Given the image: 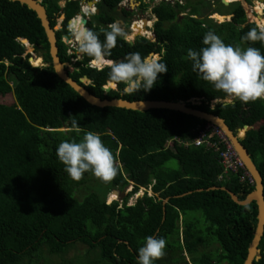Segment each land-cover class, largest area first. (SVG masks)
<instances>
[{
	"label": "trees",
	"instance_id": "16d2710c",
	"mask_svg": "<svg viewBox=\"0 0 264 264\" xmlns=\"http://www.w3.org/2000/svg\"><path fill=\"white\" fill-rule=\"evenodd\" d=\"M42 1L53 28L65 16L56 35L59 57L68 64L71 78L102 99L199 100L195 108L223 118L235 133L249 127L242 143L264 180V99L224 103L229 97L194 72L187 58L189 49L199 51L205 46L203 38L209 30L226 44L255 47L264 54V43L242 39L253 28L259 31V26L249 20L240 1L225 6L220 0L229 11H212L224 15L218 23L200 16L189 0L186 4L163 0L152 8L158 19L152 39L137 37L130 43L118 37L110 59L120 61L135 52L142 57L159 54L168 67L158 74L151 90L134 93L125 92L122 83L106 91L112 82L110 69L92 67L90 57L79 56L77 47L65 43L64 36L72 38L69 21L79 14L82 0ZM124 1L98 2L99 13L92 14L86 27L97 32L101 41L105 39L101 29L108 31L112 23L133 16L130 8L119 10ZM137 1L146 11L149 4ZM225 15L232 17L226 20ZM258 24L264 26V18ZM145 34L138 27L127 37ZM20 38L48 66H35L40 58L36 57L34 67ZM85 76L91 83H81ZM216 100L221 101L213 105ZM72 119L81 132L71 130ZM208 123L167 109L135 111L89 104L56 74L36 12L20 2L0 0V264H51L48 255H63L77 243L88 246L86 256L63 259L60 264H139L138 250L149 236L167 241L166 255L154 264H244L258 223V205H239L222 188L243 201L255 185L241 182L238 175H225L214 149L181 142L193 139L194 131ZM89 131L98 133L116 157L118 174L111 182L91 172L74 181L57 157L62 141L79 142ZM208 135L212 142L221 141L213 129ZM172 160H178L180 167L167 165ZM93 179L98 180L94 187ZM132 183L122 204L108 203L109 186L124 192ZM83 188L86 193L80 192ZM141 188L144 196L129 205ZM150 190L154 195H148ZM214 244H218L215 251L208 250ZM260 248L262 259L254 264H264V236Z\"/></svg>",
	"mask_w": 264,
	"mask_h": 264
},
{
	"label": "clouds",
	"instance_id": "9594fccd",
	"mask_svg": "<svg viewBox=\"0 0 264 264\" xmlns=\"http://www.w3.org/2000/svg\"><path fill=\"white\" fill-rule=\"evenodd\" d=\"M108 27V31L100 30L104 33V41H101L97 32L85 26L76 31L74 39L78 55L90 57L94 68H109L110 80L115 84H124L125 92L151 90L158 74L168 71L167 64L162 62V56L149 54L142 57L135 52L129 53L120 61L110 59L117 38H126L127 35L117 23ZM242 39L264 43V26L259 25V31L251 29ZM203 45L205 46L199 51L189 49L187 58L193 62V71L198 72L204 81L227 97L244 103L264 99V54L258 48L226 44L212 30L204 35ZM33 55L38 57L34 53ZM71 130L77 133L82 130L75 119L71 120ZM57 157L65 166L64 171L74 181L83 179L86 172H91L96 178L108 183L118 174L115 155L95 132L85 133L79 142L62 141L57 148ZM166 245L164 238L147 237L138 250L139 264H154L162 259L166 255Z\"/></svg>",
	"mask_w": 264,
	"mask_h": 264
},
{
	"label": "water",
	"instance_id": "95a60500",
	"mask_svg": "<svg viewBox=\"0 0 264 264\" xmlns=\"http://www.w3.org/2000/svg\"><path fill=\"white\" fill-rule=\"evenodd\" d=\"M11 1H17L20 2L24 5H27L30 9L36 12L38 18L41 21V24L45 30V33L47 35V39L50 45V54L52 57V64L53 68L56 72V74L68 85L71 86L72 89H74L82 98H84L89 104L100 107V108H105V107H117V108H125L129 110H135V111H148L152 109H167V110H172V111H178L186 115L194 116L197 117L201 120H205L218 128L224 133L226 138L233 144L235 147L236 151L238 152L239 156L242 158L244 163L246 164V167L248 171L251 173V175L254 177L256 185H255V191L252 192L246 200H239L238 196L231 192L227 188H222L223 190L227 191L230 193L232 199L238 203L239 205H249L252 202H256L258 205V223L256 227V231L254 234L253 241L250 244L249 251L247 258L245 260L244 264H254V261H259L262 256H261V249H260V244L262 241V238L264 236V180L263 176L260 173L257 165L255 164L251 154L247 150V148L244 146L242 143V139L245 137L247 130L249 129L248 126H246L244 129L245 135H241L240 132L243 131V129H240L238 133H235L229 125L226 123V121L219 117L216 116L215 114L205 112L203 110H200L198 108H195L194 106L199 105L200 102L197 99H192L189 101V103L184 102V101H160V100H145V101H129V100H124V99H102L97 97L96 95L92 94L89 90H87L83 85L78 83L75 79L71 78L67 72H66V66L68 64L62 63L60 57H59V48L57 45L58 39L56 35V28H53L51 26L50 19L48 17L47 9L46 6H44L42 3V0H11ZM100 0H95V7L97 6L98 2ZM135 0H128L130 4H133ZM222 3L225 6H228L230 3L227 2V0H221ZM85 2H88L91 4L94 2V0H84L80 4V12L76 16H81V23L83 26H87L88 20H89V15L85 14L83 10V4ZM235 2V1H233ZM232 3V2H231ZM140 6V3H137ZM125 7V3L120 4L119 10H122ZM133 7V6H131ZM132 9V8H131ZM99 13L98 9L96 10L97 14ZM65 17V16H64ZM156 18V21L158 20L157 17L154 15ZM232 16H230L231 18ZM74 18V19H76ZM73 19V20H74ZM148 20L147 18H144V21ZM228 20V18L226 19ZM72 20L69 21V29L71 31V36L72 38L65 36L67 41L70 43L71 40L74 38V30L72 29L70 23ZM117 24L120 23L122 25L125 24L123 20H118L116 22ZM125 28H122L123 31H125ZM137 37H135L136 39ZM153 37H150L149 39H152ZM134 39V40H135ZM134 40H130V43H133ZM20 41L24 44H26V40L23 38H20ZM28 43V42H27ZM31 57L29 58V61L32 62V60L35 58L33 53H31ZM159 55V54H158ZM81 83L83 84H89L91 83V79L87 76L83 77L81 80ZM112 84L114 87H112ZM112 89H118V84H115L113 82H109L108 86H105L106 91H110ZM221 100H216L213 103H218ZM224 103H231L224 101ZM119 193V192H118ZM120 194V193H119Z\"/></svg>",
	"mask_w": 264,
	"mask_h": 264
},
{
	"label": "rangeland",
	"instance_id": "374dc122",
	"mask_svg": "<svg viewBox=\"0 0 264 264\" xmlns=\"http://www.w3.org/2000/svg\"><path fill=\"white\" fill-rule=\"evenodd\" d=\"M162 1L163 0H145V2L147 4H149V7L147 8L146 11H144V10H142L140 8V6L137 4V3H140V2H138L137 0H135L133 4H130L128 2V0H127V2L124 1L125 7L130 8V9L132 8L131 10L134 12V14L131 17V19H129L127 22L124 21L125 22L124 25H122L120 23H118V25L121 28H125L126 27L125 31L128 32L127 33V36L129 35V38H131L132 37V35H131L132 32L130 31V27H131L132 23L134 22V20H138V21L134 22V24H133V31H136L138 27H141L142 28V33H147V34L150 35V31L153 33L154 24L156 22V18L154 17V14L152 13V8L155 5H157L160 2H162ZM166 1H171L173 3H176L177 1H179L181 4H186L187 3V0H166ZM189 1L191 2L190 3V7L191 8L192 7L193 8H195V7L198 8V10L200 12V16H204V17L205 16H208L210 19H213L214 21H216L218 23H222L224 21V17H223V15H221L219 13H213V14H211L212 11L213 10L222 11V12H228L229 11V8H225V7H223V6L220 5V3H219L220 0H189ZM233 1H240L242 3L243 7L245 8V10L247 12L248 18L251 21H255V23L258 24V22L254 18V16H257L258 19L262 22V19L264 18V11H262V12L259 11V7L261 6V4L259 2L257 3V1L264 2V0H227V2H229V3L233 2ZM60 4L64 7V5L66 4V1H62ZM131 6H133V7H131ZM214 6L216 8H214ZM255 9L257 10V12H256ZM90 11H92V10H90ZM92 14L89 15V18L92 16ZM182 15H184V14H182ZM144 18H147L148 20L144 21ZM64 19H65L64 15H62L58 19L57 26L55 27L57 30H59L61 28L62 22H63ZM130 22H131V25L129 24ZM150 26L152 27V29H149V28L147 29V27H150ZM140 36L143 37V35H137L135 37H140ZM150 37H152V34L150 35ZM64 41H65V43L67 45H70L71 48H76L77 47L74 38L69 43L67 41L66 37H64ZM26 47H27L26 55L27 54L34 53L36 56L41 57L38 53L35 52V50H34V48L32 46L26 45ZM35 66H37V67H44V66H48V65L44 63L43 58L41 57L35 63ZM226 101L227 102H232L233 99L232 98H228ZM214 104L215 103H213V105ZM245 131H246V129H243V132H240V134L244 136L245 135ZM167 165H169V166H171L173 168H179L180 167V164H179L178 160H172ZM97 183H98V180H94L93 179L91 181V186L94 187V186L97 185ZM133 186L134 185L132 183L131 185H129L126 188V190L124 192L123 191L121 192L120 190H118L119 188H113V187L109 186L110 192H109V194L107 196L108 203H112L113 201L118 200L122 204L124 197L129 192L132 191ZM80 192L81 193H86L87 190L83 188V189H80ZM145 193H146V191L143 188H141L137 194H134L129 199V205L135 204L137 198L143 197ZM113 194H114V197H113ZM148 195L149 196H152L154 194L150 190V192H149ZM181 231H182V228H181ZM216 247H218V244H214L213 247H209L208 250L215 251ZM207 248L208 247H206V249ZM88 249L89 248H88L87 245H85L83 243H77L74 246H72L67 251V253H65L63 255H58V256L57 255H54V256L48 255V257H49V260H50L51 264H60V263H62L63 259H67V260H70V261H74L78 257H84V256H86V254L88 252ZM185 256H186V259L189 260V256H188L187 253H185ZM36 257H35V259H36ZM43 263H44V261H42L41 264H43ZM181 264H184V263H181Z\"/></svg>",
	"mask_w": 264,
	"mask_h": 264
},
{
	"label": "built area",
	"instance_id": "2783aa9c",
	"mask_svg": "<svg viewBox=\"0 0 264 264\" xmlns=\"http://www.w3.org/2000/svg\"><path fill=\"white\" fill-rule=\"evenodd\" d=\"M127 2V0H126ZM65 6V5H64ZM97 8L95 7V10L92 12L93 14L96 13ZM85 14L90 15L92 13H87L84 11ZM79 17V16H78ZM77 17V18H78ZM138 20H135L136 22ZM251 21V20H250ZM133 22V23H134ZM253 22V21H251ZM132 23V24H133ZM152 29V27H147V29ZM130 31L133 32L132 26L130 27ZM152 37H154V33H152ZM150 34V35H151ZM149 34L143 35V37L150 38ZM142 37V36H140ZM128 41V37H126ZM135 39V38H134ZM131 39V40H134ZM212 129L216 132V134L220 137L221 141H213L209 138V133L212 131ZM195 132V137L191 140H181L182 144L186 146H206L207 148H212L216 152L219 153V161L224 167V174L225 175H238L240 176L241 182H248L251 185L255 184V179L251 175V173L248 171L246 164L242 160V158L239 156L238 152L236 151L235 147L233 144L226 138L224 133L218 128L217 126L208 123L207 125L199 126ZM224 174L221 175L220 177H224Z\"/></svg>",
	"mask_w": 264,
	"mask_h": 264
},
{
	"label": "bare ground",
	"instance_id": "6f19581e",
	"mask_svg": "<svg viewBox=\"0 0 264 264\" xmlns=\"http://www.w3.org/2000/svg\"><path fill=\"white\" fill-rule=\"evenodd\" d=\"M260 3L261 6L259 7V11H261L262 7L264 6V2H261V1H257V3ZM90 5H95V0L94 2H92L91 4H89L88 2H85L83 4V10L86 11L87 13H92L93 10L95 9V6L93 7L92 11H87L86 9L90 7ZM264 11V10H263ZM224 17V16H223ZM258 23H260V20L257 21ZM134 24V23H133ZM133 24H132V28H133ZM72 29L74 30V32L78 31L83 25L81 23V16H79L78 18L74 19L71 21L70 23ZM26 45H29L27 42H26ZM41 58V57H40ZM39 59V58H38ZM37 62V61H36ZM35 62V63H36ZM35 65V64H34ZM244 134V133H243Z\"/></svg>",
	"mask_w": 264,
	"mask_h": 264
},
{
	"label": "flooded vegetation",
	"instance_id": "af4514ba",
	"mask_svg": "<svg viewBox=\"0 0 264 264\" xmlns=\"http://www.w3.org/2000/svg\"><path fill=\"white\" fill-rule=\"evenodd\" d=\"M82 1H84V0H82ZM82 1H81V2H82ZM87 1H88V0H87ZM223 16H224V15H223ZM134 21H135V20H134ZM57 31H58V30H57ZM57 31H56V32H57ZM259 247H260V246H259ZM260 249H261V248H260ZM261 256H262V249H261ZM261 259H262V258H261ZM261 259H260V260H261ZM254 262H256V261H254ZM244 263H245V262H244Z\"/></svg>",
	"mask_w": 264,
	"mask_h": 264
},
{
	"label": "crops",
	"instance_id": "0c3cea01",
	"mask_svg": "<svg viewBox=\"0 0 264 264\" xmlns=\"http://www.w3.org/2000/svg\"><path fill=\"white\" fill-rule=\"evenodd\" d=\"M214 8H216V7L214 6ZM225 16H226L227 18L230 17V15H225Z\"/></svg>",
	"mask_w": 264,
	"mask_h": 264
}]
</instances>
